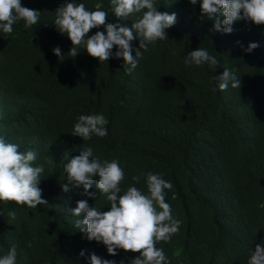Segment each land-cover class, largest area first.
Listing matches in <instances>:
<instances>
[{"label": "trees", "instance_id": "obj_1", "mask_svg": "<svg viewBox=\"0 0 264 264\" xmlns=\"http://www.w3.org/2000/svg\"><path fill=\"white\" fill-rule=\"evenodd\" d=\"M66 2L73 0H21L40 11L38 23L25 27L20 20L11 34L0 32V137L20 152L37 153L34 165L44 166L39 187L47 201L36 208L0 201V257L12 246L16 264H88L93 252L129 264L139 256L123 249L111 256L75 226L83 216L70 210L79 200L110 210L95 185L89 189L95 199L83 195L82 185L67 193L61 187L67 183V157L91 147L92 158L119 162L122 192L133 185V176H141L134 186L147 194L148 172L173 185L165 199L182 224L170 242L156 244L170 264H248L256 245L264 243V24L238 20L228 34L214 30L221 13L202 16V0H155L158 11L176 14V23L166 29L167 39L140 49L137 67L129 71L122 57L100 62L83 46L69 56L72 42L53 24L55 10ZM76 2L88 10L99 4L107 23L129 26L147 11L122 21L111 0ZM97 31L104 26L88 36ZM253 42L259 47L246 52ZM131 43L135 56L139 38ZM198 48L218 65H186L188 53ZM225 68L241 79L240 87L219 89L215 77ZM92 114L105 116L107 136L72 135L78 117Z\"/></svg>", "mask_w": 264, "mask_h": 264}, {"label": "clouds", "instance_id": "obj_2", "mask_svg": "<svg viewBox=\"0 0 264 264\" xmlns=\"http://www.w3.org/2000/svg\"><path fill=\"white\" fill-rule=\"evenodd\" d=\"M198 0H190L196 5ZM113 12L117 18L124 20L130 15L141 13L142 17L135 19L131 25L125 23H107L108 13L101 10L97 4L95 10H88L84 3L73 2L61 5L56 11L54 25L61 34H66L73 47L69 56L76 57L79 47L101 61L110 58H123L125 64L132 69L138 65L141 50H147L149 44L157 40L167 39L166 29L172 27L177 20L175 13L160 12L155 6V0H111ZM202 16L209 18L221 13L223 21L215 20L214 30L224 33L233 32V23L246 20L256 25L264 24V0H202L200 5ZM40 11L24 7L21 0H0V32L11 34L13 25L20 20L25 27L38 23ZM104 26V31H97L88 36L93 28ZM139 38V49L133 56L132 41ZM239 43V42H238ZM118 50L113 54V47ZM258 43H250L245 49L251 53L258 48ZM53 52L60 59L63 56L61 49L56 47ZM219 61L210 55L204 48H198L188 53L186 65L201 66L208 64L217 66ZM220 81L219 89L227 90L241 86V79L225 68L222 75L215 77ZM108 121L103 114L80 115L74 125V136L83 140H90L93 135L107 136ZM93 149L88 147L79 155L67 157L63 164V172L67 174V183L61 184L62 190L67 193L70 188H84L83 195L96 198V194L89 189L95 185L101 194L107 196L110 202L109 211H101L90 207L86 199L77 201V207L71 209L76 219L75 226L89 241L102 242L109 255L116 256L117 249L125 252L139 253L129 264H170L162 248H157L159 241L170 242L171 237L178 233L182 221L172 215L171 206L166 202L165 190H171L173 185L162 178L160 174L148 172L143 176L147 186V194L142 193L134 184L139 183L141 176H133V185L122 192L120 187L124 179V171L116 160L101 161L92 158ZM37 153L29 150L20 152L19 146L5 142L0 137V201H14L19 205L36 208L45 205L42 199V189L39 187L44 166H35ZM10 218L15 212L8 213ZM81 257H85L86 250H81ZM17 252L12 246L9 252L0 257V264H16ZM88 264H116L115 260L104 259L94 252L87 257ZM120 264H124L122 260ZM248 264H264V243L257 244L252 252Z\"/></svg>", "mask_w": 264, "mask_h": 264}]
</instances>
